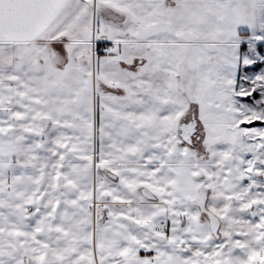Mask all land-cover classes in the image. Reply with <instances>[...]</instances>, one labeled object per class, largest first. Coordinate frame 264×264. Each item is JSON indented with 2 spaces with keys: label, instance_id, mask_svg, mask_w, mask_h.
I'll return each instance as SVG.
<instances>
[{
  "label": "snow or ice",
  "instance_id": "6c2138e0",
  "mask_svg": "<svg viewBox=\"0 0 264 264\" xmlns=\"http://www.w3.org/2000/svg\"><path fill=\"white\" fill-rule=\"evenodd\" d=\"M0 264H264V0H0Z\"/></svg>",
  "mask_w": 264,
  "mask_h": 264
}]
</instances>
